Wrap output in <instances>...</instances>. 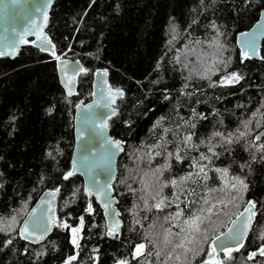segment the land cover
Wrapping results in <instances>:
<instances>
[{
  "label": "trees",
  "instance_id": "trees-1",
  "mask_svg": "<svg viewBox=\"0 0 264 264\" xmlns=\"http://www.w3.org/2000/svg\"><path fill=\"white\" fill-rule=\"evenodd\" d=\"M261 9L264 0H55L45 30L55 54L77 59L88 72L77 74L76 92L67 97L54 57L30 39L13 59L0 56V264H64L77 252L72 264H199L211 251V237L248 200L255 203L256 215L244 246L232 252V259L223 253L219 259L264 264L260 254L246 257L264 242L259 238L264 233V150H259L264 135L253 141L264 130V38L259 59L242 62L235 45L236 33L248 29ZM213 38L224 45L213 69L203 71L179 56L183 45L201 46ZM229 60L226 68L220 62ZM96 68H106L111 86L123 91L116 114L107 120L112 138L125 142L112 184L122 228L112 238L100 208L83 193L80 176L63 179L73 142V107L90 99ZM233 72L242 77L239 82L220 83ZM201 154L210 161L200 160ZM194 161L205 167L207 179L197 175ZM165 163L168 170L161 167ZM224 168L226 175L216 171ZM190 173L191 179L177 187H162ZM57 187L55 217L74 227L84 217L79 249L71 243L70 229L53 226L37 244L17 235L39 193ZM162 197H167L164 206L155 208ZM89 201L92 214L84 211ZM197 216L200 232H193L189 222ZM8 239L12 243L5 246ZM181 242L184 247H177ZM139 243L146 248L134 258Z\"/></svg>",
  "mask_w": 264,
  "mask_h": 264
},
{
  "label": "water",
  "instance_id": "water-1",
  "mask_svg": "<svg viewBox=\"0 0 264 264\" xmlns=\"http://www.w3.org/2000/svg\"><path fill=\"white\" fill-rule=\"evenodd\" d=\"M54 1L55 0H0V51L5 52V55L1 57L13 59L17 55L19 47L24 44L20 39L21 36L23 37L24 40L30 39L31 44L34 47L38 48L39 50L41 46V41L37 40V33H42L44 36L47 37L48 40H50L45 31L46 26H47V20L45 21L44 19V12L47 13V19H48V11L50 7L52 6V4L54 3ZM41 4H47L48 6L44 8L43 11H37L36 10L37 7ZM261 25H264V9H261L259 11L256 21H254L248 29L236 33L235 45L238 49L240 56H241V46L238 43V40L240 39V33L248 32L249 37L245 39H251L252 33L256 32L257 34V39H256L257 55H254L252 59H259V48L264 38V36L259 35L261 31V27H260ZM25 29H27V34H25ZM15 33H18L19 35H15ZM9 45H13L15 47L16 51L14 54H12V47H10ZM43 46L46 48V50L43 52H47L52 56L51 54V52L53 51L52 43L43 45ZM59 56L61 57L62 61L67 62V63L66 65H64L60 61H57L54 58L57 80L64 94L67 97H71L76 92L77 75L75 77V81L73 85H71L73 94L69 95L68 87H66V84H65L66 77L61 72V67H67L68 75L71 76L73 75L72 69L77 67L76 62H79V65H81V63L77 59L63 57L61 55ZM105 70L107 69L106 68H96L92 72V78H91V83H90V87H91L90 99L86 102H83L82 100H78L73 107V115H72L73 142H72L71 154H70V159H69L68 171L72 168L74 159L79 161L81 156H88V161L86 163L96 165L93 168L92 174L93 175L98 174L101 179V182H107L111 184L112 196L114 197L112 208L115 211L119 212V216H113L111 214L106 215L105 210L102 207L101 201H98L95 195L88 196L87 194H85L84 188L86 185L90 183L89 174H86V173L82 174V172H77L76 174V175H79L81 178L82 191L85 194V196L88 199L92 197L95 203L98 205V207L101 210L106 235H107L109 226H111L114 221H118L120 226H119L116 236H119L121 232V228H122V220L120 218V211L117 208L118 201H117L116 196L114 195L112 184L114 183L116 179V164H117L119 157L123 153L125 142L121 141L120 139H113L109 133L108 128L104 130L103 133H100V130L94 127L93 125V120H95L97 124L99 123V120L101 118H104L107 121L109 119L108 117L111 112V109H115L117 111L115 107L116 103L119 99L123 97V95L122 96L117 95L115 91H113V96L115 97L114 102L110 104L109 108H104L102 106L103 101L101 98L102 97L104 99L108 98V88L111 87L113 90L117 89V88L112 87L111 84L109 83L108 71H107L106 76L99 75V74H102ZM96 101H101V106L98 107L95 103ZM89 106H92V107L89 108ZM263 135H264V130L263 129L259 130L253 135V141L255 142L259 141ZM258 136L260 137L259 139H257ZM105 137L112 139V140L121 141V146H122V151H116L115 149H113V151H116V154L111 159V161L108 162L109 166L107 168L104 167V164H105L104 148L101 147V145L104 143ZM88 149H91V151H88ZM54 189L56 188L43 190L41 193H39V195L36 197L34 202L28 208V210L26 211V213L20 220L19 225L17 227V235L19 238H20L19 232H20V229L23 227L24 222L30 219L38 220L41 214L49 207L48 204L44 203L45 200H51L52 211L49 214L55 216V206H56L59 193L57 194L54 200L51 197L47 196V193ZM249 201L251 200H248L243 205V207L240 209V211L235 216H233L231 219H236L239 213L244 212L245 207L249 206L248 205ZM255 208L253 209L254 212H255ZM33 210H35V217L30 218L29 213H32ZM245 216H247V213H245ZM229 227H232V225L228 221L225 228L219 233H217L216 235H220V233L222 232H227ZM250 231L251 229L245 236V239L249 235ZM216 235H214L213 237H215ZM107 236L110 238L114 237V236H109V235ZM213 237H211V239L208 242V246L210 250L212 247L211 241ZM21 240L27 243H30V244H37V243L44 241L43 239L40 242L33 243L30 240H25V239H21ZM262 246H264V242L261 244L260 248ZM260 248L255 251H249L246 257L248 258V256L253 252H255L256 255H259ZM222 253L223 252H220L219 255ZM215 258L219 259V256ZM202 262H200L199 264H202Z\"/></svg>",
  "mask_w": 264,
  "mask_h": 264
},
{
  "label": "snow or ice",
  "instance_id": "snow-or-ice-1",
  "mask_svg": "<svg viewBox=\"0 0 264 264\" xmlns=\"http://www.w3.org/2000/svg\"><path fill=\"white\" fill-rule=\"evenodd\" d=\"M48 5L47 4H41L37 7V11H43L44 8H46ZM44 19L45 21L47 20V13L44 12ZM261 31L259 33V35L264 36V25H261ZM25 34H27V29H25ZM15 35H19L18 33H15ZM217 35H222V33L219 32V30L217 29ZM249 37V33L248 32H243L240 33V39L238 40V43L241 46V58H242V62L243 60H248V59H252L254 55H257V45H256V39H257V34L256 32L252 33L251 39H245ZM21 41L23 43H29V41L24 40L23 37H20ZM37 40L41 41V46H40V50L41 51H45L46 48L43 45H47V44H51V41L47 39L46 36H44L42 33H37ZM35 43V42H33ZM10 47H12V54L15 53L16 49L13 45H9ZM219 48H223L224 45L223 44H218L217 45ZM55 45H52V49L53 51L51 52L52 56L57 60L60 61L62 64L66 65L67 62H64L61 60L60 56H57L55 54L54 51ZM5 55V52L0 51V56ZM221 63L224 64L225 68L228 66V64L230 63L229 61H220ZM77 67L72 69L73 75L69 76L68 75V69L67 67H61V72L64 74V76L66 77L65 80V84L66 87H68V94L72 95V87L71 85H73L74 81H75V77L77 74L79 73H87L88 69H85L82 65H79V62H76ZM99 75H107V70H105L102 74ZM242 77L236 73L233 72L230 75H226L225 77H223L220 81L221 84H230V83H236L239 82V80ZM113 91H115V93L117 95H123V92L121 89H115L113 90L111 87L108 88V98L104 99L103 97L101 98L103 101L102 106L104 108H109L110 104L112 102H114L115 97L113 96ZM96 105L99 107L101 106V101H96L95 102ZM92 106H89V108H91ZM51 111V110H50ZM116 114V110L115 109H111V112L109 114V117L111 115H115ZM93 125L94 127L98 128L100 130V133H103L104 130H106L108 128V124L106 119L101 118L99 120V123L97 124V122L95 120H93ZM215 135L217 136H222L221 133H216ZM245 133L241 132L240 136H244ZM260 137L258 136L257 139H259ZM186 139L190 140L191 137H187ZM225 142L226 143H232L233 141L230 138H225ZM101 147L104 148V158H105V164L104 167L107 168L109 166V161H111V159L115 156L116 151H122V146H121V141L119 140H112L109 139L107 137L104 138V143L101 145ZM113 149H115L116 151H113ZM259 150H264V144L259 146ZM88 151H91V149H88ZM209 152L212 153L213 156H218L219 154L216 153L214 151V147H209L208 149ZM49 155H51V153H49ZM157 155H159V153H157ZM169 156H171L172 154L169 153ZM177 159H180L179 156L176 157ZM210 157L201 154L200 156V160H209L210 161ZM262 159H264V157H262ZM88 161V156H81L79 161H77L76 159L73 160V164H72V168L67 171L66 173L63 174V179L64 180H68L70 177H73L74 175L77 174V172H82V174L86 173L90 175V183L88 185L85 186L84 188V192L85 194H87L88 196H92L95 195L96 199L98 201H101L102 203V207L105 210V214H111L113 216H119V212L115 211L112 208L113 202H114V197L112 196V189H111V184L107 183V182H101V179L99 177L98 174L93 175L92 171L93 168L96 166L95 164H88L86 163ZM194 166L199 167V173H197V175H199L200 173L204 174V179H207V174L205 173V167L202 165H199L197 162L194 161ZM163 170H168L170 168V164L165 163L164 165L161 166ZM157 172L161 171V168L156 169ZM216 171L218 172H222L223 174H227V168L224 169H216ZM191 173L187 176L184 177H180L179 181L177 179H172L170 181H168L167 183H164L162 185V187H167L169 186V184L172 187H177L178 184L183 183L186 180L191 179ZM234 179L243 186V189H247L248 185L244 182V180L239 179V177H234ZM44 182V177L42 176L40 178L39 183H43ZM233 188L236 187L235 184L232 185ZM80 189L77 188L74 192H73V196H75L77 193H79ZM60 192V189L57 187L56 189L49 191L47 193V196L51 197L53 200L55 199V197L57 196V194ZM159 194V193H158ZM167 199V197H162L158 203H156L154 205L155 208L160 209L162 208V206H164L165 200ZM176 199L178 200L179 197L176 196ZM74 201H68L66 202V205H70V203H72ZM44 203L48 204L49 207L41 214V216L38 218V220L36 219H30V220H26L24 222L23 227L20 229L19 235L21 239H25V240H30L33 243L36 242H40L43 239H45L46 235L52 230V227H59L65 230H69L71 231V243L72 245L79 249L80 248V240L83 239V236L81 235V233L83 232L84 229V217L80 216L79 219V224L77 226H72L71 224H69L66 220H60L59 218L50 215L49 213H51L52 208H51V200H45ZM248 207H245L244 212L239 213V215H237L236 219H230L229 223L232 225V227H229L227 232H222L220 233V235H216L215 237L212 238L211 241V251L207 253L209 259L205 260L202 262V264H224L223 260L220 259H216L215 257L219 256L220 252H223L224 256L227 259H232V252L234 251H239L240 248H242L244 246V239L245 236L247 235V233L249 232V230L252 227L253 224V220L254 217L256 215V213L253 211V209L255 208V203L253 201H249L248 202ZM178 206V205H177ZM215 207V206H213ZM85 212H87L88 214H92L94 209L92 207V203L91 201L88 202L86 208L84 209ZM211 209H208V212L211 213ZM245 213H247V216H245ZM71 215V214H69ZM177 216L181 215L180 212L176 213ZM225 215H227V213H225ZM30 218L35 217V210H33L32 213H29ZM13 222L15 221V217L12 218ZM137 223H139V221H137ZM200 223H202L201 217L197 216L195 217L192 221L189 222L190 224V228L193 232H200ZM119 222L118 221H114L113 224L111 226H109L108 228V232L107 235L109 236H116L118 229H119ZM0 231H3V229H0ZM204 235V239L207 240V233L205 231ZM223 237V239H222ZM261 240H264V233H261L260 237ZM196 239L195 236L192 237V240L188 241V243H192L194 242ZM12 243V239H8L5 242V246L9 245ZM177 247H184V243L181 242V244L177 245ZM146 248V245L144 243H139L136 244L134 246V258H137L141 255L144 254V250ZM93 251H97V249H93ZM185 251H191V249L185 248ZM44 253H40V255H43ZM259 254L264 256V246H262L259 250ZM79 255V253L77 252L76 255H71L69 257H67V259L64 261V264H72V261L77 259V256ZM157 255H159V253H157ZM256 255L255 252L251 253L248 256V259H252L254 256ZM177 259H179V257H177ZM118 264H128V262L126 260H119Z\"/></svg>",
  "mask_w": 264,
  "mask_h": 264
},
{
  "label": "rangeland",
  "instance_id": "rangeland-1",
  "mask_svg": "<svg viewBox=\"0 0 264 264\" xmlns=\"http://www.w3.org/2000/svg\"><path fill=\"white\" fill-rule=\"evenodd\" d=\"M218 44L219 43L214 38L211 39L209 43L202 44L201 46L186 44L178 51L179 56H184V59L190 63H197L200 68H204L203 71H209L213 69L212 67L218 63L219 59L224 54V47L219 48L217 46ZM208 259L209 257L207 256L206 260ZM220 260H222L221 256Z\"/></svg>",
  "mask_w": 264,
  "mask_h": 264
}]
</instances>
